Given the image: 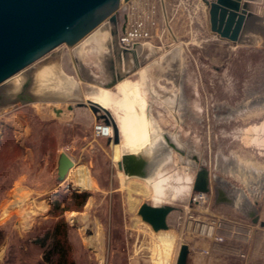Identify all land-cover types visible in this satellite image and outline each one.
<instances>
[{"label":"rangeland","instance_id":"obj_1","mask_svg":"<svg viewBox=\"0 0 264 264\" xmlns=\"http://www.w3.org/2000/svg\"><path fill=\"white\" fill-rule=\"evenodd\" d=\"M212 2L219 4L218 25L245 4L264 14V0H123L117 25L108 20L116 31L110 45L105 47L96 35L83 48L108 50L110 56L104 60L113 76L127 64L121 49L135 42L143 45L139 50L144 62L127 69L123 79L138 81L148 113L165 140L168 136L175 145L164 142L161 156L169 153L171 159L159 167L154 180L170 172L167 176L189 175L194 181L201 166L209 169L211 190L203 198L193 200L197 194L193 182L187 199L162 203L177 207L168 217V230L176 234L179 245L172 264L183 243L190 247L188 264H264V143L252 138H264V132L253 131L264 123V44L260 39L237 44L221 37L213 29ZM126 36L129 39L119 43L118 37ZM75 46L62 44L45 56L61 57L64 73L80 82L81 97L19 99L0 110V264L41 263L44 250L33 241L62 219L76 264H154L151 248L156 232L138 214L142 203H154V181L129 179L149 192H133L132 207L112 157V143L97 133L103 119L89 106L77 105L99 88L86 79L82 67L102 76L101 61L95 62L90 53L88 61L77 60ZM109 84L104 86L116 91V84ZM62 152L75 164L87 166L90 187L70 182L69 173L65 180L58 179ZM220 188L232 203L221 200ZM236 188L247 200L234 202ZM75 193L88 194L80 208ZM42 201L47 202L46 209L23 224L22 209ZM4 213L8 215L3 217ZM197 224L213 227L214 234L201 232Z\"/></svg>","mask_w":264,"mask_h":264},{"label":"water","instance_id":"obj_2","mask_svg":"<svg viewBox=\"0 0 264 264\" xmlns=\"http://www.w3.org/2000/svg\"><path fill=\"white\" fill-rule=\"evenodd\" d=\"M123 0H0V84L10 77L29 67L55 48L62 44L75 46L79 41L89 35L104 21L109 20L117 25L116 13ZM129 1V0H124ZM210 4L209 1H207ZM219 8L217 2L211 3V15L213 29L218 31L221 37L232 40L235 43H250L254 39L262 40L264 44V14L257 12L245 4L240 12H232L229 18H222L220 25L216 24L215 11ZM234 24L232 27L231 25ZM123 25V31H125ZM115 35L116 31L112 30ZM118 41L120 43L119 37ZM133 48L143 49L141 43L135 42ZM124 58L128 59V53L135 52L129 47L121 49ZM135 50V49H134ZM119 52V51H117ZM126 59V60H127ZM141 62L144 59L141 58ZM138 64V63H137ZM110 84L114 85L116 79ZM109 84V85H110ZM78 106H89L98 119H104L106 124H113L114 143H120L121 135L118 124L112 113L92 100L79 101ZM73 105L69 109H73ZM57 113H60L56 109ZM166 140L170 142L168 136ZM109 142L111 139L109 138ZM172 146H175L171 143ZM165 147L161 144L158 149L148 154L125 153L118 167L131 177L146 178L153 173L158 165L157 159ZM75 161L62 152L58 158V179L65 180ZM193 190L202 195L210 192V172L205 166H201L194 180ZM221 200L232 203L233 199L224 189H219ZM177 207L170 204L154 205L148 202L141 204L138 214L142 220L148 223L155 232L169 229V214ZM254 222H258L256 211ZM264 225V222H261ZM190 247L187 243L180 246L176 264H188Z\"/></svg>","mask_w":264,"mask_h":264},{"label":"bare ground","instance_id":"obj_3","mask_svg":"<svg viewBox=\"0 0 264 264\" xmlns=\"http://www.w3.org/2000/svg\"><path fill=\"white\" fill-rule=\"evenodd\" d=\"M96 35L101 36L97 38H99L101 43L105 42L104 44L105 47H108L110 45V42L112 41V27L109 24L108 20L100 24L89 35H87L85 38L79 41L74 47V53L77 60H83L84 62L88 61L89 53H90L93 54L92 57L95 62L101 61L100 64L103 72L102 76L91 75L89 74V72L86 70L85 67H82L86 79L96 83L99 86L98 89H94L92 91L93 93L91 94V96L85 97L86 99L85 101L92 100L94 102L99 103L102 107L108 109L110 112L112 111L111 113L118 124L120 135L122 136L121 139H123L122 143L113 142L114 127L112 123L108 124V126L100 129L99 131L103 135L108 136L111 139V143H112L111 145L113 150L112 157L114 161L118 163V161L121 160L123 154L125 153H137V154L142 153L149 155L150 153L158 149L161 144H165L164 143L166 141L165 135L157 127L153 119L154 117L152 118V116L150 115V113L152 114V112L148 113L147 100L145 96L142 95L143 92L141 93L140 91V86H139L140 84L138 83V81L133 82L132 80H128L124 78L123 80H120L116 84L115 87L116 91L112 90L107 86H104L112 78V74L108 73L107 71V63H106L107 60H104L106 56L108 55L110 56L109 51L108 50L106 51L105 49H100L101 51H99V49L89 50L83 48L84 44L87 43L92 38H94ZM128 35L135 36V34L133 33L132 34L128 33ZM128 39L129 38L127 36L120 37L121 43H123L122 40L126 41ZM125 44L128 43L125 42ZM87 45H89V43ZM131 49L135 52H130L131 55L128 56V59L126 58L127 60L125 59L127 61V64L125 65L124 68L125 71L131 68L132 62L137 63L142 55L141 50L139 49L134 50V48ZM140 73L141 75H145L147 73L146 69H142ZM106 75L107 77L110 78L108 80L102 79L104 78L103 76ZM28 80H31V84L25 87L24 83ZM79 83L80 82H78L75 78L68 76L66 73H64L61 65V57L57 55L56 56L52 55L49 57L44 56L35 63L31 64L29 67L25 68L24 70L20 71L19 73L15 74L14 76L10 77L5 82H3L2 86H0V99L2 100L0 104V110L6 109L7 107L13 105L16 101H18L20 99L19 94L23 90H25V92L31 97L29 100H32V102L43 101V100L46 101L48 99L52 101H56L59 100L60 98L61 99L79 98L81 97L79 91ZM57 108L58 107H56V109ZM257 126L253 127V131L255 130L254 134L258 130L259 132L260 131L264 132V123H262L260 127ZM262 135L264 134L262 133ZM254 137L252 136V138L256 140V143L260 145L264 143L263 136L262 138L260 136L259 138H257L258 136H256L255 138ZM170 159H171V154L163 153V156H160L159 159H157L159 160L158 165L156 166L153 173L147 176L146 178H143L144 182L146 181L148 183H151L152 181H154L153 184L154 205H162V203L169 202L170 200H178L181 202L182 199L185 198L187 199V196L191 192L192 183L194 181L191 178L192 176L189 177V175L186 176V178L183 177L181 174H175V176L172 177V175L167 176L168 173H170L168 172L166 176L163 177V175L162 176L160 175L161 177L159 176L160 178L158 180H154L155 172L160 173L159 167L162 166L163 164L165 165V163H167ZM174 163L176 162L174 161ZM78 165L79 164H75V166L70 170L69 181L74 184H79L82 187H86V188L90 187L93 181L91 180L92 177L90 178L89 176V169L84 164H81L79 166ZM120 171H121L120 172L121 183L123 187L128 190L129 198L131 202L130 204L132 207H134L135 204L133 203L134 200H131L132 193L136 191H140L146 195L149 192L144 187V185L141 186L137 184L139 181L137 182L135 180H133L135 182L130 181L129 179L131 178V176L126 175L122 170ZM260 184L262 185V181L260 182ZM194 196L196 197L195 199H198V198H203L205 194L202 195L196 194ZM233 196H234V202L236 201L237 203L240 202L241 198L247 200L246 199L247 197L245 198L244 194L239 189L234 191ZM136 200H138V198H136ZM46 207H47V202L42 201L40 205H36L35 207L33 206L31 208H23L21 213V219H22L21 222L23 224L24 223L27 224L33 215L43 212V210H45ZM6 215H8V213H4L3 217ZM196 227H197L196 229L200 228L201 232H205L208 230V234L210 236L213 235V231H214L213 227H209V229H207V225L204 224H197ZM154 236L155 237L151 248L152 260L154 264H172L179 246L178 238L176 234L170 230H162L156 232Z\"/></svg>","mask_w":264,"mask_h":264},{"label":"trees","instance_id":"obj_4","mask_svg":"<svg viewBox=\"0 0 264 264\" xmlns=\"http://www.w3.org/2000/svg\"><path fill=\"white\" fill-rule=\"evenodd\" d=\"M74 198L79 201L77 206L80 208L86 203L88 194L75 193ZM63 210H68V208ZM33 242L44 250L42 262L39 264H76L71 255L67 224L63 219L48 228L43 235L35 238Z\"/></svg>","mask_w":264,"mask_h":264},{"label":"flooded vegetation","instance_id":"obj_5","mask_svg":"<svg viewBox=\"0 0 264 264\" xmlns=\"http://www.w3.org/2000/svg\"><path fill=\"white\" fill-rule=\"evenodd\" d=\"M125 30H126V28H125ZM124 32V31H123ZM137 32V31H136ZM134 44V43H133ZM131 48H133V46L131 47ZM130 48V49H131ZM122 60H123V56H122ZM124 60H125V58H124ZM125 63H127V61L125 60ZM137 63H138V65H137ZM137 63H135V62H132L131 63V68H133V67H138L142 62L139 60ZM118 73L119 74H121V78L120 79H116V82H115V84H117L120 80H122L123 79V77H125V75L127 74V71H124V70H119V71H117L116 73H114V75L112 76V78H111V80H110V82L113 80V79H115L116 77H118ZM25 85V87H27V86H29L30 84H31V80H28V81H26L25 83H24ZM114 84V85H115ZM19 97H20V99H30L31 97L25 92V90H23L22 92H20V94H19ZM103 122L104 123H106L105 122V120L103 119Z\"/></svg>","mask_w":264,"mask_h":264},{"label":"built area","instance_id":"obj_6","mask_svg":"<svg viewBox=\"0 0 264 264\" xmlns=\"http://www.w3.org/2000/svg\"><path fill=\"white\" fill-rule=\"evenodd\" d=\"M106 126H108V124H106V123H101V124L97 125L96 128H97L98 133H101L99 130L102 129V128H104V127H106ZM101 134H102V133H101ZM195 198H196V197L194 196V200H197V199H195ZM213 234H214V232H213ZM219 239L222 240V238H220V237H219Z\"/></svg>","mask_w":264,"mask_h":264},{"label":"crops","instance_id":"obj_7","mask_svg":"<svg viewBox=\"0 0 264 264\" xmlns=\"http://www.w3.org/2000/svg\"><path fill=\"white\" fill-rule=\"evenodd\" d=\"M178 250V249H177Z\"/></svg>","mask_w":264,"mask_h":264}]
</instances>
